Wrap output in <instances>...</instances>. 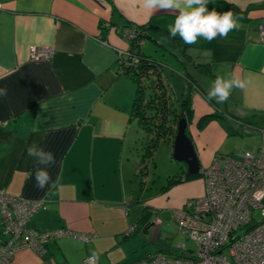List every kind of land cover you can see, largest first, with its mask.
I'll list each match as a JSON object with an SVG mask.
<instances>
[{
    "label": "crops",
    "instance_id": "crops-1",
    "mask_svg": "<svg viewBox=\"0 0 264 264\" xmlns=\"http://www.w3.org/2000/svg\"><path fill=\"white\" fill-rule=\"evenodd\" d=\"M208 8L232 11L240 27L226 38L188 45L179 36L160 43L176 13H149L141 0H0V88L8 90L0 96V191L46 200L47 209L28 223L36 232L93 235L88 242L59 237L40 254L20 249L10 264H133L151 254L133 259L137 243L127 244L153 241L166 216L175 224L173 211L203 194L202 174L154 192L146 163L139 174L141 131L129 119L135 84L117 68L130 45L125 28L144 30L141 50L172 65L166 78L174 69L184 71L178 74L186 81L178 99L190 98L186 133L199 172L231 155L234 136L244 128L264 127V0H209ZM31 47L52 53L34 60ZM234 72L247 79V87L233 89L224 103L209 100L216 77ZM33 142L55 154L48 171L53 181L60 177L59 188L36 187L40 166L25 151ZM180 165L176 177L188 173ZM93 253L98 259L87 262Z\"/></svg>",
    "mask_w": 264,
    "mask_h": 264
},
{
    "label": "built area",
    "instance_id": "built-area-1",
    "mask_svg": "<svg viewBox=\"0 0 264 264\" xmlns=\"http://www.w3.org/2000/svg\"><path fill=\"white\" fill-rule=\"evenodd\" d=\"M259 32L264 37V24ZM123 35L133 40L138 32L132 26L125 28ZM51 53V48L31 47L30 58L47 59ZM254 130L262 138L257 152L226 155L223 163L215 159L201 170L203 194L187 199L173 211L176 231L185 240L178 244L180 254L155 253L133 264H264V127ZM45 209L44 199L29 200L0 191V264H10L20 249L40 254L49 241L59 237L91 240L92 234L79 235L68 229L36 232L28 223ZM257 209L259 220L253 216ZM93 261V257L87 260Z\"/></svg>",
    "mask_w": 264,
    "mask_h": 264
},
{
    "label": "trees",
    "instance_id": "trees-1",
    "mask_svg": "<svg viewBox=\"0 0 264 264\" xmlns=\"http://www.w3.org/2000/svg\"><path fill=\"white\" fill-rule=\"evenodd\" d=\"M133 27L136 28L138 35L135 39L129 40L126 55L118 57L117 68L119 74L130 77L135 84L129 119L134 121L141 131V150L144 152L141 154L140 164H143L146 159L153 156L155 149L162 142L166 141L173 146L179 120L181 118L191 120L193 109L188 95L181 100L173 97L172 91L168 88L164 65L141 50L144 30L134 25ZM212 117V115L203 117L199 127ZM144 168L145 166L140 167L139 174L144 172ZM201 174L186 173L178 177H169L163 190L166 191L176 183L198 178ZM144 219L146 216L142 215L140 221Z\"/></svg>",
    "mask_w": 264,
    "mask_h": 264
},
{
    "label": "clouds",
    "instance_id": "clouds-1",
    "mask_svg": "<svg viewBox=\"0 0 264 264\" xmlns=\"http://www.w3.org/2000/svg\"><path fill=\"white\" fill-rule=\"evenodd\" d=\"M142 6L149 13L155 11H170L176 13L173 23L167 26L168 37H161L160 43H167L169 38L179 36L188 45L195 44L198 38L211 42L217 38H226L228 33L240 27L239 17L232 11L218 12L215 8L209 10V0H141ZM247 79H242L235 72L230 78L217 76L208 90V99L224 103L233 89H245ZM7 88H0V96H7ZM35 131H38L36 129ZM28 157L40 166L35 169L34 176L38 189L59 188L60 177L53 181L48 168L55 164V154L36 142L29 144L26 149ZM93 259H98L93 253Z\"/></svg>",
    "mask_w": 264,
    "mask_h": 264
},
{
    "label": "rangeland",
    "instance_id": "rangeland-1",
    "mask_svg": "<svg viewBox=\"0 0 264 264\" xmlns=\"http://www.w3.org/2000/svg\"><path fill=\"white\" fill-rule=\"evenodd\" d=\"M146 41V45H150L149 41ZM149 51V50H147ZM148 54V53H147ZM158 55V52H157ZM164 64V71H168L172 65ZM178 70L171 72H167V83L168 88L173 93V97L180 98V92L183 87L186 86V81L182 78V76L178 75L179 73L184 76L183 72H177ZM145 82V81H144ZM143 82V83H144ZM146 83V82H145ZM144 83V84H145ZM176 107V106H175ZM242 133V134H241ZM238 139V144L234 147L233 150L230 151V156H239L245 152L256 153L258 147L261 143V135L257 130H250L248 128H244V131L240 132L236 136ZM142 144V143H141ZM222 163L224 162L223 158L220 160ZM148 176L151 178V183L148 185L149 190L154 192L158 189L166 186L167 179L176 174H180L179 167H181L180 162L174 160L172 158V147L169 143L162 142L154 151L153 156L149 158L146 162ZM142 164V166L145 165ZM253 216L256 220L260 219L259 209L253 211ZM164 218V217H163ZM169 219V215L164 218V223L162 227L159 229L156 238L153 241H148L146 244L144 241L137 240V238L132 240L133 242L128 243L126 247H129L135 243L136 251L131 254V258H136L137 256H147V254H155V253H165L170 256H177L182 251L178 246L179 243L185 241L182 236L176 232L175 224ZM133 238V237H132ZM131 240V239H130ZM130 242V241H129ZM187 246L191 247L192 243L190 241H186Z\"/></svg>",
    "mask_w": 264,
    "mask_h": 264
},
{
    "label": "water",
    "instance_id": "water-1",
    "mask_svg": "<svg viewBox=\"0 0 264 264\" xmlns=\"http://www.w3.org/2000/svg\"><path fill=\"white\" fill-rule=\"evenodd\" d=\"M187 121L181 118L178 122L177 131L173 141L172 158L187 165L189 174L199 172V161L192 141L186 133Z\"/></svg>",
    "mask_w": 264,
    "mask_h": 264
}]
</instances>
